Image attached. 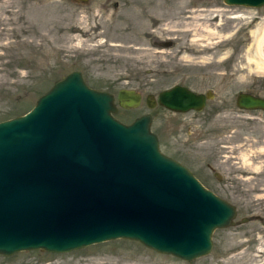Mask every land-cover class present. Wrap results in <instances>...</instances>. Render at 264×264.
Wrapping results in <instances>:
<instances>
[{
	"label": "rangeland",
	"instance_id": "obj_1",
	"mask_svg": "<svg viewBox=\"0 0 264 264\" xmlns=\"http://www.w3.org/2000/svg\"><path fill=\"white\" fill-rule=\"evenodd\" d=\"M242 7L222 0H0V120L29 109L73 69L113 95L134 88L139 104L117 106L113 115L127 123L148 112L159 148L236 210L233 224L213 230L209 252L190 262L114 238L62 252L0 253V264H264V111L234 103L239 91L264 97V72L243 55L247 22L229 17ZM173 83L210 89L213 97L197 111L146 106L147 95Z\"/></svg>",
	"mask_w": 264,
	"mask_h": 264
},
{
	"label": "water",
	"instance_id": "obj_2",
	"mask_svg": "<svg viewBox=\"0 0 264 264\" xmlns=\"http://www.w3.org/2000/svg\"><path fill=\"white\" fill-rule=\"evenodd\" d=\"M140 97L131 87L115 95L93 88L73 69L29 109L0 120L1 254L62 252L114 238L185 260L209 252L213 230L233 224L235 207L159 148L148 112L127 123L113 115ZM212 97L210 89L174 83L156 101L184 112ZM145 102L153 104L149 95ZM234 103L264 111V97L250 92H237Z\"/></svg>",
	"mask_w": 264,
	"mask_h": 264
},
{
	"label": "bare ground",
	"instance_id": "obj_3",
	"mask_svg": "<svg viewBox=\"0 0 264 264\" xmlns=\"http://www.w3.org/2000/svg\"><path fill=\"white\" fill-rule=\"evenodd\" d=\"M216 9V8H213ZM234 9V8H233ZM251 9V8H250ZM250 9L246 12L244 11V8L242 7L241 10L236 11L235 13L231 12L229 14V17L231 19H238L239 17L243 18V21L249 22L252 21L253 14ZM206 11V10H205ZM217 11V10H216ZM200 13V12H199ZM192 18V17H191ZM257 19V18H256ZM202 27V26H201ZM252 27V26H251ZM200 29V28H199ZM205 30L209 32H215L214 29L208 27L204 28ZM78 33V32H77ZM207 33V32H206ZM205 33V34H206ZM213 34V33H212ZM211 35V34H210ZM222 35V34H221ZM228 35V34H227ZM206 36V35H204ZM208 36V35H207ZM215 36V35H214ZM219 36V35H218ZM249 36L251 37V42L248 44V46L245 48V53L243 55H246L247 63L248 65H251L253 69H255L257 72H264V18H261L260 21H256L253 25V27L249 30ZM225 37V35H224ZM76 38V37H75ZM79 38V37H78ZM209 38V37H208ZM217 39V38H216ZM78 40V39H77ZM202 44V43H201ZM225 56V55H224ZM252 69V68H251ZM249 70V69H248ZM255 71V72H256ZM256 72V73H257ZM243 159V158H242ZM246 159V158H245ZM248 162V161H246ZM247 164V163H246ZM251 165V164H250ZM255 168V167H254Z\"/></svg>",
	"mask_w": 264,
	"mask_h": 264
},
{
	"label": "flooded vegetation",
	"instance_id": "obj_4",
	"mask_svg": "<svg viewBox=\"0 0 264 264\" xmlns=\"http://www.w3.org/2000/svg\"><path fill=\"white\" fill-rule=\"evenodd\" d=\"M73 1V0H72ZM74 1H77V2H85V1H87V0H74ZM264 7V5H261V6H258V7H250V6H246V7H244L245 9H254V8H257V9H261V8H263ZM253 20L251 21H249V22H247V25H245V26H247L246 27V32L249 34V30L253 27V25H254V23L256 22V21H260V19L261 18H264V9H262L261 11H253ZM257 18V19H256ZM252 26V27H251ZM183 85V84H182ZM188 87V86H187ZM189 88V87H188ZM191 89V88H190ZM191 90H193V89H191ZM194 91V90H193ZM157 94V93H156ZM156 94L154 95V94H149V102H151V100H152V106L151 107H154V106H161V107H163L162 105H160V104H158L157 103V101H156ZM141 98V97H140ZM207 101V100H206ZM144 102H145V99H144ZM145 104H146V102H145ZM147 106V105H146ZM148 107V106H147ZM151 107H148V108H151ZM165 108V107H164ZM167 109V108H166ZM169 110V109H168ZM189 110H193V109H189ZM170 111H172V110H170ZM188 111V110H187ZM193 111H196V110H193ZM177 112V111H176ZM151 116V115H150ZM151 119H152V117H151ZM150 125H151V122H150ZM158 138V137H157ZM158 143H159V140H158ZM159 145V144H158ZM249 161H251V160H249ZM202 184H203V182H201ZM204 185V184H203ZM205 186V185H204ZM161 253V252H160ZM167 254V253H166ZM177 258H179V257H177ZM182 262L184 261V262H190L191 260H193V259H191V260H185V259H182V258H179Z\"/></svg>",
	"mask_w": 264,
	"mask_h": 264
}]
</instances>
